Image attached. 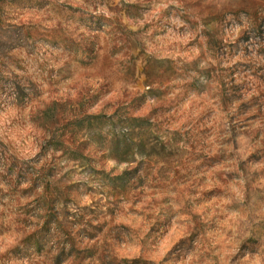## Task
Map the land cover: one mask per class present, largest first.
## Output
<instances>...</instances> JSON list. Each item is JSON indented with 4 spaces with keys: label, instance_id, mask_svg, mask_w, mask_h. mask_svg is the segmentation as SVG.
Returning a JSON list of instances; mask_svg holds the SVG:
<instances>
[{
    "label": "rangeland",
    "instance_id": "1",
    "mask_svg": "<svg viewBox=\"0 0 264 264\" xmlns=\"http://www.w3.org/2000/svg\"><path fill=\"white\" fill-rule=\"evenodd\" d=\"M0 264H264V0H0Z\"/></svg>",
    "mask_w": 264,
    "mask_h": 264
}]
</instances>
